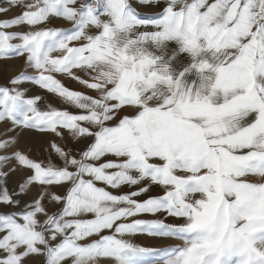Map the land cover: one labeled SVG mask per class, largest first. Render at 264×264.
<instances>
[{"label":"snow or ice","instance_id":"snow-or-ice-1","mask_svg":"<svg viewBox=\"0 0 264 264\" xmlns=\"http://www.w3.org/2000/svg\"><path fill=\"white\" fill-rule=\"evenodd\" d=\"M0 58V264H264V0H2Z\"/></svg>","mask_w":264,"mask_h":264},{"label":"rangeland","instance_id":"rangeland-1","mask_svg":"<svg viewBox=\"0 0 264 264\" xmlns=\"http://www.w3.org/2000/svg\"><path fill=\"white\" fill-rule=\"evenodd\" d=\"M2 2V0H0ZM20 11L19 8H13L9 11L6 16L11 17ZM55 26L59 27H69V25L63 21L61 18H57L53 21ZM12 30H22L15 28ZM174 46V45H172ZM23 58H0V84L5 83L9 78L17 74L19 71L23 70ZM59 79L72 90H79L85 93L93 94L94 92H89L88 89L84 88L79 84L78 81L70 77H65L63 75L58 76ZM37 94L44 96L45 101H51L55 106L67 108L69 111L76 112L77 109L74 106L63 104V102L57 99L53 94L48 93L46 90H39ZM51 139H55L51 134H42L35 131L26 132L23 136L20 137L19 147L26 148L31 146L32 152L31 155L34 157H43L46 155L45 150L47 149L48 143ZM59 143V141H57ZM24 176L23 173H18L16 176L12 177L13 180L20 179ZM103 186V185H100ZM147 218V217H145ZM134 241L143 245L152 246V247H163L171 244H179L180 241L175 239H155L148 237L146 235H137L134 238Z\"/></svg>","mask_w":264,"mask_h":264}]
</instances>
